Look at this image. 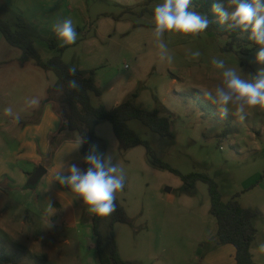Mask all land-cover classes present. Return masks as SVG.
<instances>
[{"label":"rangeland","instance_id":"obj_1","mask_svg":"<svg viewBox=\"0 0 264 264\" xmlns=\"http://www.w3.org/2000/svg\"><path fill=\"white\" fill-rule=\"evenodd\" d=\"M162 2L0 0V18L8 20L13 29H19V23L26 25L22 29L33 39L42 61L62 54V60L77 70H93L101 93L92 95L93 106L111 110L116 103L132 98L139 108L169 115L173 137L153 132L137 119L128 126L149 144L158 160L182 175L208 176L223 202L234 199L255 212L252 223L257 233L251 253L255 264H264V256L254 253L264 242V110H250L242 123L231 112L222 120L217 107L199 93V88L212 89L222 80V70L211 64L213 57L223 59L226 67L240 68L247 76L260 67L249 63L258 47L245 55L236 46L227 50L228 36L208 29L195 37L165 33L162 42L174 60L162 62L159 41L152 32L153 9ZM191 9L195 11L194 6ZM65 18L73 21L78 36L60 53L51 26ZM51 42L57 47L50 48ZM189 50H199L201 56L189 60ZM59 87L53 71L40 68L0 34V249L10 257L9 264H81L87 256L97 264L87 206L83 205L84 212L76 221L63 200L54 198L57 187L69 202L74 200L73 194L53 182L52 175L45 182L46 188L53 186L49 202L38 199L46 175L36 186H26L39 165L52 167L49 151L44 154L35 149L33 158L26 156L11 164L20 131L41 120L43 99ZM29 98L40 103L28 108ZM6 107L19 115V123L14 116H5ZM95 134L94 143L112 155L126 177L116 202L130 223L115 222L111 227L113 214L103 217L100 229L106 248L111 232L119 257L129 264H235L234 247L218 242L207 183L197 181L188 190L180 176L157 165L145 146L121 149L107 120L98 123ZM4 169L14 178L1 176Z\"/></svg>","mask_w":264,"mask_h":264},{"label":"clouds","instance_id":"obj_2","mask_svg":"<svg viewBox=\"0 0 264 264\" xmlns=\"http://www.w3.org/2000/svg\"><path fill=\"white\" fill-rule=\"evenodd\" d=\"M192 0H163L153 9V35L158 43L161 61L173 63L174 57L167 54V46L162 42L165 33L189 35L195 37L205 33L212 23H218L228 33L247 35V39L258 46L249 63L260 67L254 74H242L238 67H226L225 61L213 57L211 64L222 70V80L214 88H199L202 98L217 107L220 119H227L229 113L237 122H244L250 110H264V0H224L212 6V12L218 17L210 20L207 15L191 9ZM58 46L65 47L76 42L78 33L70 18L54 22L51 26ZM201 56L199 50H189L186 58L196 60ZM75 76V65L68 68ZM70 90L79 91L80 84L76 79L67 82ZM40 101L37 98L26 100L28 108L36 107ZM5 116H14V122L19 123L20 117L14 115L12 107L4 109ZM87 144L81 160L87 168H82L74 161H65L52 176L53 182L70 189L73 199H79L86 207V212L96 217H107L116 211V193L122 191L125 184L124 170L113 162L111 154L100 150L97 143L90 142L87 135L79 136L74 150L79 151ZM49 207H52L49 204ZM48 227H51L49 224ZM254 253L264 256V242L257 245Z\"/></svg>","mask_w":264,"mask_h":264},{"label":"trees","instance_id":"obj_3","mask_svg":"<svg viewBox=\"0 0 264 264\" xmlns=\"http://www.w3.org/2000/svg\"><path fill=\"white\" fill-rule=\"evenodd\" d=\"M213 4H215L213 0H192L191 6L195 7L196 12L205 13L210 20L216 21L217 16L212 12ZM17 25L19 29H13L8 20L0 18L1 36L8 44L19 48L25 55L32 57L40 68L53 71L60 84L59 89L50 91L41 103L42 106L52 105L54 113L59 118L57 129L51 135L50 149L47 155L52 159L65 140L74 139L75 135L73 134H77L78 137L87 135L90 142H95L97 139L95 127L102 120L109 121L121 149L127 150L138 145L145 146L157 165L180 176L185 188L188 190L193 189L197 181L207 183L211 198L210 212L217 223L219 244H229L234 247L235 264H255L251 253V246L257 233L252 223L255 212L242 207L234 199L226 203L223 202L217 185L208 176L195 173L182 175L178 170L158 160L149 144L142 141L136 132L128 126L130 120L137 119L149 130L162 136L173 137L171 117L160 114L158 110L146 111L139 108L135 105L132 98L123 100L111 110H107L103 105L93 106L92 95L97 97L101 95L93 79L94 71L77 70L75 76H72L68 72V68L71 66L62 60V54H57L46 62L42 61L34 48L33 39L22 29L26 25L24 23ZM208 30H213L219 36H228L227 50H233L236 46L239 52L245 55L258 47L254 42L247 39V35L250 33L243 35L228 33L218 23H212ZM49 46L50 48L57 47L54 42H51ZM66 48L67 46L59 47L58 51L62 53ZM71 79H76L79 82L81 86L79 91L68 88L67 82ZM132 97L134 98L135 95ZM87 148L88 145L85 144L80 149L81 157L87 151ZM79 166L82 168L88 167L81 159ZM116 205V211L113 213L110 226L112 227L115 222L130 223L129 218L117 202ZM102 219L103 217H96L94 215H91L89 219V225L94 238L93 248L97 264H129L119 257L111 232L108 233L110 244L107 248L105 247L104 236L100 229ZM0 250V264L11 263L10 257L3 249Z\"/></svg>","mask_w":264,"mask_h":264},{"label":"crops","instance_id":"obj_4","mask_svg":"<svg viewBox=\"0 0 264 264\" xmlns=\"http://www.w3.org/2000/svg\"><path fill=\"white\" fill-rule=\"evenodd\" d=\"M117 105L118 103H116L114 107H116ZM58 124H59V118L54 113V111L51 110V106H49V104L45 105L41 120L37 122V124L25 126L20 131L19 136H18V146L16 150L12 153L11 164L12 165L15 164L21 158H26V156H30V158H33L35 149H38V148H40L42 153L46 154L50 149L49 145H50L51 133L53 134L55 132ZM77 138L78 137L75 136L74 139L65 140L61 144L57 152L55 153L53 157L52 167L49 169L47 168L49 170V173L47 171V173L45 174L46 176L44 175L45 176L44 182L42 183L41 187L38 189V194H39L38 199L39 200L42 199V201L44 202H49L47 199V196L51 191H53V186H51L52 188L50 189L46 188L45 182L49 181L51 175L53 176L55 171L63 164V162L74 161L79 165V161L81 159V152L80 150L79 151L74 150ZM26 148H28L27 151L29 152L25 151L24 153V151L23 152L21 151L23 149L26 150ZM3 175H8L14 178V174H12L11 172H6L5 169L1 172V176ZM57 188L58 190L54 191L55 192L54 196H56L54 198H59L63 200L66 206L65 208L70 210L72 212L74 219L78 221V219L81 218L84 212L83 204H80L79 202L74 201V200L72 202H69L62 195L63 190L59 187ZM81 264H95V259L93 257L87 256L86 260L83 259L81 261Z\"/></svg>","mask_w":264,"mask_h":264},{"label":"water","instance_id":"obj_5","mask_svg":"<svg viewBox=\"0 0 264 264\" xmlns=\"http://www.w3.org/2000/svg\"><path fill=\"white\" fill-rule=\"evenodd\" d=\"M48 169L44 165H39L34 172H32L26 182L27 187L36 186L41 178L47 173Z\"/></svg>","mask_w":264,"mask_h":264}]
</instances>
